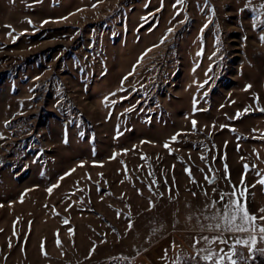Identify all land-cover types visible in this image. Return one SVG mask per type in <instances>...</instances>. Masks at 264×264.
I'll use <instances>...</instances> for the list:
<instances>
[{"label":"rangeland","instance_id":"obj_1","mask_svg":"<svg viewBox=\"0 0 264 264\" xmlns=\"http://www.w3.org/2000/svg\"><path fill=\"white\" fill-rule=\"evenodd\" d=\"M174 3L0 0V264H106L120 257L165 264V249L169 259L177 251L191 255L190 237L210 214L206 203L241 185L244 164L256 166L245 176L247 208L261 214L264 188L255 173L264 172V42L258 39L264 28L253 24L264 22V14L246 9L247 0L207 6L185 0L175 9ZM261 4L252 0L257 9ZM126 75L129 91L120 92ZM113 92L110 100L128 98L105 107ZM177 133L178 142H171Z\"/></svg>","mask_w":264,"mask_h":264},{"label":"snow or ice","instance_id":"obj_2","mask_svg":"<svg viewBox=\"0 0 264 264\" xmlns=\"http://www.w3.org/2000/svg\"><path fill=\"white\" fill-rule=\"evenodd\" d=\"M185 3V0H175V3L173 5V8L175 9L177 5H183ZM209 4V0H204V5L207 6ZM95 7V5H93ZM246 9H251V11L256 12L257 15L264 14V4H261L259 8H255L252 6V0H247L246 3ZM200 10H204V8H201ZM245 9H240V12H243ZM212 14L214 15V6L210 9ZM176 15H180L179 11H176ZM142 19H147L142 18ZM190 18L185 16V21H181L182 23L186 22ZM254 21L257 19V17H253ZM46 22V21H45ZM29 24H31V21H28ZM209 23H211V19H209ZM10 27V26H8ZM254 29L256 27H262L264 28V22H261V24H253ZM208 28V23H205L202 28L200 29L201 32V43H203L202 40V34L205 29ZM173 29L169 27L167 29V33H171ZM246 39V38H245ZM258 39L261 42H264V35H260ZM165 40L162 38L160 40V44H163ZM219 41H217V44ZM159 45H153V47H157ZM151 51V48L145 50V54ZM145 54H141V57L138 58V63L143 59ZM198 57L203 55V48L196 54ZM215 55V53H213ZM135 65L133 66V71L135 70ZM193 72H195V68H193ZM133 73H129L128 75H132ZM128 75L122 77L121 79V87L118 91L120 92H127L129 89L124 87V81L128 79ZM208 80H205L203 83H199V88H204V86L208 83ZM251 88V85H246L245 90H249ZM137 91L136 89L132 90ZM116 92L110 93L109 96L104 97V105L105 107H108L109 104H111L114 108V106L117 103H122L123 100L127 99L128 97H121L120 101L117 100H110V96H116ZM207 95V93H205ZM254 100H258V94L253 98ZM139 103V101L137 102ZM197 99L196 97H193V111H197L196 108ZM135 109V106L132 108L126 109L125 113H121V115H125L127 112L133 111ZM250 110V106L246 107L243 111L244 113H248ZM262 113H264V108L259 109ZM109 118H111V112L109 113ZM235 119L241 118L240 110L237 111ZM68 124H73L74 122L72 120H69L67 122ZM196 120H192V126L193 129L196 128L197 125ZM5 126H10V122H5ZM78 129L80 128V125H75ZM215 127V125H213ZM221 129L225 128L226 125H221ZM119 131H117L116 137L118 138L119 135H121ZM181 133L174 134L171 138V142H178V136ZM78 135L80 137L85 136V132L80 130L78 131ZM0 139H4L3 135L0 134ZM91 141H94V134L90 137ZM68 142L67 138V127L65 128V134H64V143ZM227 143V142H226ZM164 148L169 151L170 154H172L171 149L169 147V142L164 143ZM124 152H127L128 150H123ZM116 153H113L112 157L110 159H115ZM202 159H205V157H201ZM141 159H146L145 156H142ZM243 159V158H242ZM80 166H83V163H81ZM93 166H95V161L93 162ZM125 169L127 168L126 165H124ZM139 167V166H138ZM243 168L245 169V172L242 173L241 177V185H231V191L230 192H220L219 193V199H212L208 203H206L205 208L209 211L210 214L204 216V223H199V229L200 231L197 233V235L190 237L191 244L189 247L193 249V254L191 255H184L181 252L177 251L175 256L171 259L168 258V252L169 249L164 250V256L161 257L162 261H165V264H254L257 256L264 257V208H261L258 210L259 213H261L259 216L256 214H250L248 208H247V198L249 195L248 192V186L245 184V176L249 170H255L256 166L253 165L250 166L248 164H244ZM226 169V175L225 179L229 180L231 179L230 173L227 171V166L225 165ZM75 169H70L69 171L63 173L60 177H58V182L56 184L50 185L46 191L51 194L55 188L59 186V182L71 175V173ZM202 171V170H201ZM185 172L190 176L191 178V172L190 168H185ZM256 176L259 177L257 180V183L264 188V172H261L260 170H256ZM153 173H149V176H152ZM102 176V174H101ZM88 178L91 179L90 174H88ZM205 180L209 184H214L216 177L212 176L211 179L205 175ZM153 184H156L157 181H153ZM173 184H175V181H173ZM256 185H252V187H255ZM149 189L152 188V185H148ZM97 190L99 191V187H97ZM171 188H169V192H171ZM82 191V190H81ZM138 194L142 195V192L140 190H137ZM217 189L213 188V192H216ZM161 196L163 193L160 194ZM196 194L193 193V196ZM205 195H207V192L205 191ZM23 197L21 198L22 202ZM243 201V202H242ZM154 202H149V210H151L152 207H154ZM47 207V206H46ZM54 207V206H53ZM117 217L120 218V214H117ZM191 219V217H189ZM199 217H197V220L199 221ZM65 224H68L69 221L65 220ZM15 224V222H14ZM133 227V223L129 219L128 224V230H131ZM2 231V230H0ZM70 231H72L70 229ZM207 233V234H205ZM15 234V233H14ZM58 235V233H57ZM106 241H101V243H104ZM60 241L57 240V244L59 245ZM9 247H11V244H9ZM178 246L175 244V242L170 245V249H176ZM41 249L43 251V243L41 245ZM95 251V245L90 250V254ZM117 259V258H113ZM118 259L121 260H127V257H120Z\"/></svg>","mask_w":264,"mask_h":264},{"label":"trees","instance_id":"obj_3","mask_svg":"<svg viewBox=\"0 0 264 264\" xmlns=\"http://www.w3.org/2000/svg\"><path fill=\"white\" fill-rule=\"evenodd\" d=\"M1 81V80H0ZM106 264H131L129 260H121V259H110Z\"/></svg>","mask_w":264,"mask_h":264},{"label":"water","instance_id":"obj_4","mask_svg":"<svg viewBox=\"0 0 264 264\" xmlns=\"http://www.w3.org/2000/svg\"><path fill=\"white\" fill-rule=\"evenodd\" d=\"M212 177V176H211ZM211 177H210V179H211Z\"/></svg>","mask_w":264,"mask_h":264}]
</instances>
